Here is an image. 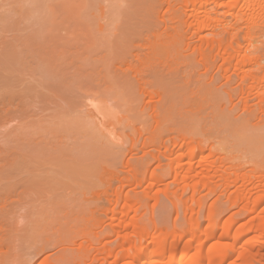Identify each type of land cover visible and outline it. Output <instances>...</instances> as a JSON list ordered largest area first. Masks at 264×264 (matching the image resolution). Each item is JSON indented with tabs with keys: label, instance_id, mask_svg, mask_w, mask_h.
<instances>
[{
	"label": "rangeland",
	"instance_id": "rangeland-1",
	"mask_svg": "<svg viewBox=\"0 0 264 264\" xmlns=\"http://www.w3.org/2000/svg\"><path fill=\"white\" fill-rule=\"evenodd\" d=\"M114 4V0H0V101L5 106L12 103L0 116V264H108L92 258L102 245L113 247L123 237L136 239L134 227H126L130 218L149 236L196 223L204 230L209 221L221 225L232 220L235 230L256 221L264 207L263 200L257 212L249 211L258 191L253 187L264 175V130H258L264 127V72L255 71L252 79L241 81L238 75L243 73L231 60L229 82L223 87L231 100L221 92V103L236 106L231 111V105L221 112L205 109L216 102L215 94L209 89L196 91L192 84L202 76L208 82L217 78V87L225 82L222 58L211 54L210 68H205L195 49L212 39L215 51L233 40L243 45L248 40L244 31L213 36L209 28L199 37L194 20L185 15L198 8L192 9L187 0H158L157 9L147 12L163 20L156 27L162 36L156 45L168 49L153 52L155 39L145 37L139 53L146 59L140 64L133 61L129 71L143 75L159 63L177 72L188 58L194 67L191 76H172L168 83L189 88L176 97L160 98L158 84L143 82L141 88L130 89L136 96H127L128 104L140 102V109L116 112L107 85L98 87L100 71L115 75L127 69L111 58L112 48L119 46L114 32L99 43L101 11L106 18ZM240 7L237 4L235 11ZM218 9L221 20L229 19L226 5ZM263 34L264 26L255 28L251 38L264 48ZM177 44L186 49L180 55L174 50ZM102 101L118 121L106 133L90 111ZM145 104L149 107L142 111ZM240 114L245 122L250 120L253 131L226 121ZM195 130L206 139L201 136L196 143ZM171 141L185 143L167 151ZM210 142L220 143L229 153L227 157L212 153L205 159L215 180L209 186L198 183L193 193L182 178L184 171L176 169V158L182 156L185 165L191 148ZM208 151L197 153L196 162ZM231 169L243 176L236 180ZM250 189L249 212L240 202L232 204V196ZM127 203L131 211L123 217L120 211ZM185 208L191 211L184 213ZM210 212L213 218L205 219ZM253 231L244 235L241 247L256 235ZM256 249L260 251L259 244ZM78 253L86 255L78 260ZM258 261L255 264H264ZM227 263L241 264L237 254Z\"/></svg>",
	"mask_w": 264,
	"mask_h": 264
},
{
	"label": "bare ground",
	"instance_id": "bare-ground-1",
	"mask_svg": "<svg viewBox=\"0 0 264 264\" xmlns=\"http://www.w3.org/2000/svg\"><path fill=\"white\" fill-rule=\"evenodd\" d=\"M116 2L117 4H114L115 6L113 7L114 10H112V12L110 11L109 14H106L107 20L101 11L100 16L103 18L101 17L99 19L98 25L100 33L99 43L102 45V41L114 32L112 37L118 40L117 42H119V46L112 48L113 55L111 58L115 60L118 65L127 67L125 71L119 70L115 75L112 73L104 75L102 71L98 73V87L100 89L107 85V88L109 89L108 96L111 97L110 99L115 103L113 106L114 111L121 112L126 111L127 109H138L142 104L136 101L134 105H132V103L128 104L129 101H127V96L129 93L136 96V92H130V89L135 86L141 88L140 86L142 83L147 81H152L158 84L160 94L162 95L160 98L181 95L184 90L189 88V84L170 85L168 79L172 76L173 78L179 77L181 79H185L189 75L191 76L194 67L191 65L192 61L190 59L185 58L182 61V66L176 68L177 72L169 69L171 65L163 64V66L158 63L157 65L148 68L149 70L147 69V73L144 72L146 70H142V72H144V77H141L143 75L142 73H139L141 72L140 70H138V72L136 71V73L134 71L133 73L132 70L129 71L130 69L128 67L131 66L133 61L136 63L139 62L140 64L141 59L142 61L146 59H143L144 57L139 53L141 48L140 41L145 37L152 36V38L155 39L152 46L153 52L168 49L167 46H161V43H159L160 47L159 45H156V43H158L157 41H162V36L159 38L160 34H158L159 31L156 27L159 25V22H162L163 20L156 16L153 18V15L147 12L148 10L155 11L157 9L158 0H114V3ZM187 2L193 7L192 9H199V11L197 9L198 12L185 14L187 17L194 20L197 36L204 37L206 30L210 28L213 36H217L223 31L231 37L234 36V31L240 28L244 31V34L248 39L243 45L238 44L234 40L230 41L223 47L218 45L216 51L214 46L215 40H205L204 43L195 49L199 51L201 56L199 63L205 68H210L208 59L210 60V58L213 57L211 54L221 57L224 61L220 68L223 70L221 76L225 82L219 87L215 85L217 78L214 76L210 78L209 82L204 76L200 79L196 78L192 80V84L196 85L194 88L196 91L200 89H209L211 90V93L216 96V102L214 104H207L205 109L221 112L220 109L224 110L231 105V109L229 108V110H234L236 106L232 103L228 105L221 103L222 98H224V95H222L221 92L225 91L223 90V87L225 88L229 82V76L226 75V72L231 60L234 59L236 61V70L243 73V77L238 75L241 81L252 79L255 75V71L264 72V48L258 46L256 40L251 38L255 28H263L264 26V0H231L228 4H226V0H187ZM122 3H125V6H123L124 4ZM210 4H216L217 9H208L207 7ZM237 4L241 7L239 10L235 11V6ZM225 5L227 7L226 12L229 19L224 18L221 20L219 18L220 14L218 8H222ZM104 18L105 21H107H104L105 24H103L104 22L101 23ZM106 25L107 29L104 28ZM137 41H139L138 45H136ZM220 41L221 40H217V44H219ZM110 43L112 42L110 41ZM182 49L184 51L186 50L179 44L174 46L177 55L181 54ZM127 70L129 71L128 73ZM138 73L139 77L134 75ZM1 81L0 65V86ZM196 91L194 94H196ZM223 93L229 95L231 100L229 92L225 91ZM10 105H12V103L5 106V104L0 101V116L4 111V108H8ZM145 106L146 104L141 108L142 111H144V109L147 110V107H149ZM141 110L139 112H141ZM90 111L97 120L96 124L101 127L104 133L110 131V129L116 126L118 122L115 117V112L107 107L103 101L102 103L99 102L92 106ZM243 115L244 114L230 118L228 117L226 121H231L234 123V126H238L246 131L247 129L253 131V126H249L250 120H246L245 122V117H243ZM243 121L245 122L244 124H242ZM197 130H195V132ZM203 130L206 131L205 128H203ZM258 130L263 131L264 127ZM192 132L190 131V133ZM196 133H192L194 139L197 140L195 141L196 143H200L203 136L206 139V135L202 134L201 137ZM111 139L113 141L117 140L115 135H112ZM205 139L203 141H205ZM184 143L185 142L182 141H171L166 150L169 151L172 148L181 147ZM207 149L210 151V154L201 156L200 162L197 163L196 154L201 153L202 155ZM188 152V162L183 165V158L182 156H179L176 158L175 165H177V171H184L182 178L185 182L190 183L189 185L193 193H195L197 191L198 183L201 182L209 186L215 180L214 175H211L209 168H207L210 166H207L208 161H205V159L207 157L210 158V155L213 157V154L216 153H221L224 157H227L229 151L227 148L220 145V143L210 142L206 143L203 147H193ZM210 163L211 162L209 161V164ZM231 171L236 175V180L243 176L238 169H231ZM224 181L227 182V178H224ZM257 182H259V180ZM254 188L258 189V191H256L257 193L253 202L254 205L252 204L253 206L249 211L257 212L258 206H260L259 204L264 200V175H262L260 183L254 186L253 189ZM253 189H250L249 191H239L230 198L232 204L240 202L242 209L249 212L247 210L248 205H250L249 201ZM129 211H131V206L127 203V206L120 211V214L123 217H127L129 216ZM188 211L190 212L191 208L184 209V213ZM211 218H213V213L211 212L205 216V219L209 220ZM128 220L126 227H134V236L136 239L131 240L123 237L121 241L113 247L102 245L100 249H97L96 255L92 258L93 261H100L101 263L107 262L108 264H228L227 262L229 259L234 254H237V259L241 264H255V262H259L258 260L264 262V207L260 210V214L256 216V221L252 220L248 225L244 224L235 230H233L234 222L232 220L224 222L221 225L209 221L204 230L200 228L199 223H196V226L190 224L189 227H186V229L183 228V230L174 229L168 232H162L159 230L158 233L149 236L146 228L140 225L139 222L132 218ZM251 230H254L253 232H256V235L243 241L241 247L244 235ZM149 238H151L150 241ZM215 238H217V240L214 242L213 240ZM146 240L148 241L146 242ZM144 242L146 243L144 244ZM257 244H259L260 251L258 249H256L257 251L254 250L255 245ZM239 246V251H237ZM83 253L86 252L84 251ZM85 255L86 254L83 255L82 253H78L76 257L80 260Z\"/></svg>",
	"mask_w": 264,
	"mask_h": 264
}]
</instances>
